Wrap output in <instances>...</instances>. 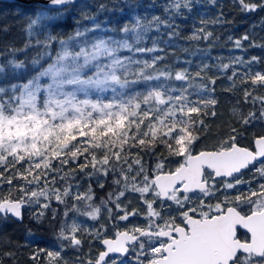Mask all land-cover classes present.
Masks as SVG:
<instances>
[{
	"label": "snow or ice",
	"instance_id": "6c2138e0",
	"mask_svg": "<svg viewBox=\"0 0 264 264\" xmlns=\"http://www.w3.org/2000/svg\"><path fill=\"white\" fill-rule=\"evenodd\" d=\"M47 4V12L29 20L26 42L0 63V221H23L27 210L59 228V243L33 253L32 264H69L65 248L78 254L72 264H264V132L242 144L247 126L264 121V69L252 67L261 59L170 64L159 42L177 46L175 20L192 11L193 0L164 4L163 18L133 9L132 22L119 28L90 14L93 4L97 13L109 9L100 0ZM236 4L243 12H264V0ZM70 10L81 13L77 26L57 31L56 21ZM211 23L228 21L221 13ZM212 37L201 26L188 39ZM228 40L241 52L264 48L247 34ZM9 76L16 82L3 83ZM218 79L232 81L224 91L239 84L244 102L258 104L259 114L249 111L212 150L200 149V134L217 116ZM93 185L117 188L103 202L105 221L88 229L68 218L72 212L98 220Z\"/></svg>",
	"mask_w": 264,
	"mask_h": 264
},
{
	"label": "trees",
	"instance_id": "16d2710c",
	"mask_svg": "<svg viewBox=\"0 0 264 264\" xmlns=\"http://www.w3.org/2000/svg\"><path fill=\"white\" fill-rule=\"evenodd\" d=\"M100 2L109 5V9L96 12L95 6L89 9L90 14L95 15L102 25L108 27L119 28L125 23L132 22L133 9L141 16H151L152 14L161 16L167 15L163 5L170 3L171 0H130L133 8H129L124 1L121 0H100ZM155 7H149V5ZM115 5V7H112ZM42 11L47 12L48 8L42 4H19L0 1V63H5L10 55H5V52H10L11 48H20L27 40L26 32L24 31L31 18H34ZM223 13V17L228 21L226 24H212L211 20ZM51 14V13H50ZM81 17L79 10H70L69 13L62 19H58L56 23L60 25L57 31L71 32L74 30L76 20ZM202 20L208 21L206 25H202ZM83 24H91V21L84 20ZM175 23L180 25V37L176 39L174 48H168L162 42H159L160 47H165L169 52L168 62L173 64L175 68L186 67L184 60H192L193 67L201 62L202 57L212 65H215L217 58L222 57L223 63H228L233 56H244L248 59L251 56H257L261 59V63L253 65L256 70L264 69V48L249 47L246 52H241L233 48V41H229L228 37L232 36L233 40L239 39L242 35H249L251 40L256 43L264 44V12L257 11L255 13L243 12L236 4V0H217V4L213 5L210 0H200L199 3L193 0L192 11L184 10L182 17H177ZM206 26L208 30L213 31V37L207 41H194L188 39L193 35L194 28ZM149 35L155 36L153 31ZM162 39H168L163 35ZM218 38V39H217ZM35 38H33L34 42ZM245 45L248 42H244ZM147 46H151L150 41ZM183 47L188 48V52L182 51ZM208 51V55L204 56V51ZM33 51L32 49L29 50ZM174 53V56H173ZM23 53H18L17 58H23ZM153 54H145L144 59H150ZM174 57H179L181 63L175 64ZM6 71H10L6 67ZM230 71V70H229ZM27 77H21V81ZM3 83L16 82L9 76ZM232 81L227 79H218L214 97L217 99V104L214 106L217 111L216 117H209L211 124L205 133H201L203 143L200 144V149L212 150L218 144L222 136H225L230 125L237 124L241 116H246L249 111H257L259 114V105H252L244 102L243 93L237 88L232 91H224ZM235 109V111H234ZM239 126V125H237ZM264 132V121H253L247 126V130L243 132L245 139L242 141L243 146L248 147L254 136ZM81 190L86 191V180H81ZM92 205L102 206L104 211L100 212V219L93 221L89 218L80 219V224L84 228H92L100 222L105 221L106 208L104 201L109 199L108 193L114 192L117 186L113 185L105 189L96 188L93 185ZM114 198V197H113ZM86 201V200H85ZM84 202V201H83ZM80 202V207L87 208V203ZM111 207V205H107ZM90 210V209H89ZM59 220V217H58ZM58 224L52 221L49 217L43 218L42 221H36L31 218V214L25 210L24 219L18 222L12 218L0 221V257H3L2 264H32L30 256L33 253L42 250H52L54 244L59 243L56 240L58 233ZM31 233V235H29ZM111 238V237H109ZM85 252L88 251L87 236H85ZM67 243V242H63ZM64 254L69 260V264L77 258V253L71 248H65ZM11 253L12 258L5 255ZM94 254V253H93Z\"/></svg>",
	"mask_w": 264,
	"mask_h": 264
},
{
	"label": "water",
	"instance_id": "95a60500",
	"mask_svg": "<svg viewBox=\"0 0 264 264\" xmlns=\"http://www.w3.org/2000/svg\"><path fill=\"white\" fill-rule=\"evenodd\" d=\"M0 1L8 2V3L26 4V5H29V4H42L43 6L48 8L47 0H0ZM121 1H124V0H121ZM16 221H18V220H16ZM18 222H22V221H18ZM240 230L244 231L243 229H240Z\"/></svg>",
	"mask_w": 264,
	"mask_h": 264
},
{
	"label": "rangeland",
	"instance_id": "374dc122",
	"mask_svg": "<svg viewBox=\"0 0 264 264\" xmlns=\"http://www.w3.org/2000/svg\"><path fill=\"white\" fill-rule=\"evenodd\" d=\"M135 195H138V194H135ZM83 203H87V201H84ZM135 203V202H134ZM97 207H99L100 208V212H103L104 211V209H103V207L102 206H97ZM82 208V207H81ZM83 209V208H82ZM73 217H75V219L77 220V222L78 223H80V219H82L84 216H81V215H79V214H76V213H72V212H70L69 213V220H71ZM100 217H101V215H100V213H99V215H98V219H100ZM10 218V217H9ZM85 218V217H84ZM87 218V217H86ZM90 219V218H89ZM91 220V219H90Z\"/></svg>",
	"mask_w": 264,
	"mask_h": 264
},
{
	"label": "flooded vegetation",
	"instance_id": "af4514ba",
	"mask_svg": "<svg viewBox=\"0 0 264 264\" xmlns=\"http://www.w3.org/2000/svg\"><path fill=\"white\" fill-rule=\"evenodd\" d=\"M239 231H240L241 234H244V231H242V230H239Z\"/></svg>",
	"mask_w": 264,
	"mask_h": 264
}]
</instances>
